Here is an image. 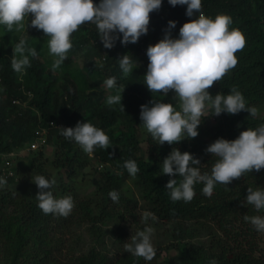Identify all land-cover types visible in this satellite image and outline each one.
Segmentation results:
<instances>
[{
	"label": "trees",
	"instance_id": "1",
	"mask_svg": "<svg viewBox=\"0 0 264 264\" xmlns=\"http://www.w3.org/2000/svg\"><path fill=\"white\" fill-rule=\"evenodd\" d=\"M201 11L212 18L217 14L229 15L233 21L229 27L238 28L246 38L245 47L235 54L237 65L221 81L214 82L208 91L212 95L227 94L230 88L236 87L250 106L259 109L264 105V0H202ZM195 18L186 15V6L174 7L164 0L158 11L150 13L147 34L138 42L127 45L118 40L111 49L103 47L95 25H81L72 34L73 47L67 59L55 71L51 69L52 57L48 54L49 37L43 30L27 26L30 18H25V27L18 34L14 33L15 29L1 31L0 153L30 143L37 126H45L48 128L47 144L54 146L53 157L47 162L63 169L68 178L75 177L78 169L91 159L98 164L95 170L100 177L99 200L78 199L73 186L64 182L55 193L71 195L75 202L73 210L79 208L82 220L93 225L92 228L113 217L116 220L126 217L118 211L108 193L115 189L120 198L130 204L131 193L122 188L130 179L146 210L154 212L158 220L172 223V242L167 248L175 253L165 257L160 264H208L213 258L218 264H264V232H258L243 218L245 214L264 215V210L257 212L245 200L248 187H264V169L245 173L228 185L217 184L211 197L202 193V184H197L195 197L185 203L170 199L169 190L165 188L170 177L161 174L160 166L172 148L178 147L199 158L202 171H210L215 157L206 152L207 146L220 137L235 139L241 131L264 123V114L257 113L253 117L242 110L238 114L210 115L198 126L197 137L172 145L156 143L140 119V106L153 98L179 107V102L172 98L173 91L164 97L160 93H151L144 84L149 63L146 50L163 38L169 20L177 22L172 29V36L177 37L179 28ZM20 37H25L38 51L23 78L13 71L10 63L12 45ZM123 54H131L138 64H134L133 73L127 77L121 76L119 68L118 59ZM113 75L118 84L125 87L121 101L124 110L119 105L109 106L105 102L108 95L115 93L102 84ZM14 98L22 104L13 103ZM209 118L210 123L206 121L207 125H203ZM50 121L61 125L50 126ZM83 121L101 127L109 135L111 147L107 150L96 148L89 154L61 134V127H75L77 122ZM25 153L29 156L28 167L43 173L46 158L42 148ZM129 159L138 163L140 171L136 176H131L123 166ZM15 168L13 165L14 176ZM14 176L6 177V180H12ZM122 192H127L125 197ZM129 213L135 220L133 212L129 210ZM62 218L43 213L37 200L20 196L9 188H0V264H154L132 256L125 251L124 244L117 252H112L103 239H98L75 258L58 257L53 249L59 251L57 244L62 241L53 230L54 224ZM205 225L212 227V231L204 243L196 238ZM159 256L157 253L153 260Z\"/></svg>",
	"mask_w": 264,
	"mask_h": 264
},
{
	"label": "clouds",
	"instance_id": "2",
	"mask_svg": "<svg viewBox=\"0 0 264 264\" xmlns=\"http://www.w3.org/2000/svg\"><path fill=\"white\" fill-rule=\"evenodd\" d=\"M167 2L174 7L186 6V15L196 18L185 22L177 37L172 36L177 22L169 20L163 38L147 47L149 63L144 84L151 93H160L164 97L173 91L172 98L179 102V107L154 98L142 104L140 119L143 127L156 143L172 145L197 137L198 126L210 115L238 114L243 110L255 117L258 109L247 103L238 88H230L227 94L212 95L208 91L214 82L221 81L237 65L235 54L246 45L242 31L229 27L233 21L227 14H217L215 18L206 16L201 11L202 0ZM163 3L164 0H0V26L8 32L19 31L25 27V18H30L27 26L43 30L49 37L48 54L52 57L51 69L55 71L67 59L73 47L72 34L81 25H95L106 49L113 48L118 40L122 45L136 43L149 32L150 13L158 11ZM12 46L11 68L23 78L32 59L38 56L37 48L30 46L25 37H20ZM118 61L122 77L133 73L134 64L138 65L131 54L121 55ZM102 87L115 93L106 97V104L123 108L121 101L125 87L118 84L117 77L106 78ZM60 129L66 139L75 141L86 153L111 147L109 135L91 121ZM206 152L215 157L210 171H202L201 160L178 147H173L163 158L161 174L170 177L165 188L173 202L192 201L197 184H202V193L211 197L217 184L228 185L245 173L264 169V123L241 131L235 139L217 138L207 146ZM123 166L131 176L140 171L133 159L126 160ZM31 178L39 189L35 197L43 213L63 217L71 214L74 199L71 195L54 193L57 183L54 177L37 174ZM6 183V178L0 176V188ZM108 195L114 202L120 199L115 189ZM245 200L257 212L264 210V187H248ZM243 218L258 232H264V215L245 214ZM141 219L145 227L131 236L124 249L132 256L152 261L157 249L152 243L154 228L149 220L155 222L158 217L145 210ZM208 264H218V261L213 258Z\"/></svg>",
	"mask_w": 264,
	"mask_h": 264
},
{
	"label": "rangeland",
	"instance_id": "3",
	"mask_svg": "<svg viewBox=\"0 0 264 264\" xmlns=\"http://www.w3.org/2000/svg\"><path fill=\"white\" fill-rule=\"evenodd\" d=\"M1 31L8 32L4 26H0V32ZM18 32L19 31L15 30L14 33L18 34ZM257 113L259 115L264 114V105L258 109ZM209 120L210 118L204 120L205 122L203 125H207L206 121L207 123H210ZM142 144L145 145V142H142ZM53 150L54 146L49 144L42 148L44 157L46 158L42 166L43 173L35 172L32 170L33 168L28 167L29 156H27V153L16 156L13 160V165L16 167V175L12 180H6L7 183L4 187L15 191L20 196L25 195L31 200H37L35 196L39 189L37 185L33 183L31 177H34L37 174H43L46 177H54L56 179L57 183L54 187V193L58 192L60 183L64 182L73 186L78 199L99 200L101 194L97 189L100 186V177L97 170H95L98 168L97 162L94 159L89 160V163L78 169V173L75 177L68 178L63 169L53 167L48 163L49 161L47 162V159L50 160L53 157ZM122 188L124 191H129L132 198L130 204L123 198H120L119 201L116 202L118 211H121L126 217H122L121 220H116V217H113V219L106 220L104 223H96L97 228H92L93 225L91 226L89 222L82 220V213L80 212V209L77 208L73 210L69 216L63 217L60 222L54 224L55 228L53 232L57 239L61 240L63 243L59 242L57 244V249H59L61 253L55 248L53 249V252L58 257L75 258L78 254L84 252L90 245L96 243L98 239H103L110 251L117 252L123 244L130 240L132 235H135L138 231L142 230L145 227V224L141 217L146 208L141 199L137 196L136 189L130 179L125 181ZM125 193L127 192H122V197H125ZM129 210L135 215V220L131 218L132 215L129 213ZM149 224L154 228L152 243L156 247L157 253H160L161 255L159 258H155L152 261L154 264H160L165 257L175 253L174 250L167 248L172 242V223L162 220H157L155 222L149 220ZM200 231L201 235L196 239H200L204 243L207 242L212 227L205 225Z\"/></svg>",
	"mask_w": 264,
	"mask_h": 264
},
{
	"label": "built area",
	"instance_id": "4",
	"mask_svg": "<svg viewBox=\"0 0 264 264\" xmlns=\"http://www.w3.org/2000/svg\"><path fill=\"white\" fill-rule=\"evenodd\" d=\"M12 102L16 104H22L17 98L12 99ZM49 125L60 126L61 124L58 125L55 124L53 121H50ZM47 135H48L47 127L37 126L34 133V138L30 143L7 153H0L2 157V161L0 163V176H3L5 178L14 176L12 171L14 158H16V156L18 155H23L27 151H34L45 147L47 145Z\"/></svg>",
	"mask_w": 264,
	"mask_h": 264
}]
</instances>
